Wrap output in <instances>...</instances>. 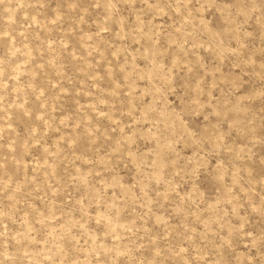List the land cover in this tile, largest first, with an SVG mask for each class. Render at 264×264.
Instances as JSON below:
<instances>
[{"label":"rangeland","instance_id":"1","mask_svg":"<svg viewBox=\"0 0 264 264\" xmlns=\"http://www.w3.org/2000/svg\"><path fill=\"white\" fill-rule=\"evenodd\" d=\"M262 3L0 0V264L264 259Z\"/></svg>","mask_w":264,"mask_h":264},{"label":"clouds","instance_id":"2","mask_svg":"<svg viewBox=\"0 0 264 264\" xmlns=\"http://www.w3.org/2000/svg\"><path fill=\"white\" fill-rule=\"evenodd\" d=\"M147 7L148 8H152L154 6L149 4ZM261 8H262V10H264V3L261 4ZM261 16H262V19H264V11H262ZM262 75H264V73H262ZM214 107L217 108V111L220 113L221 116L228 117L229 119L231 118L230 117V113L232 111V105L230 104L229 101L225 100L222 105L221 104H217V105H214ZM178 133H179V135L184 136L185 139H187V135H186V133H184L182 128L178 129ZM193 139L194 140H198L199 136L198 135L193 136ZM254 264H264V259L255 260Z\"/></svg>","mask_w":264,"mask_h":264}]
</instances>
